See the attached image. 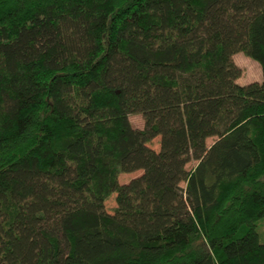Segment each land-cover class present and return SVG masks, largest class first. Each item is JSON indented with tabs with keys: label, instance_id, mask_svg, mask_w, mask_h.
Wrapping results in <instances>:
<instances>
[{
	"label": "trees",
	"instance_id": "1",
	"mask_svg": "<svg viewBox=\"0 0 264 264\" xmlns=\"http://www.w3.org/2000/svg\"><path fill=\"white\" fill-rule=\"evenodd\" d=\"M263 218L264 0H0V264H264Z\"/></svg>",
	"mask_w": 264,
	"mask_h": 264
},
{
	"label": "rangeland",
	"instance_id": "2",
	"mask_svg": "<svg viewBox=\"0 0 264 264\" xmlns=\"http://www.w3.org/2000/svg\"><path fill=\"white\" fill-rule=\"evenodd\" d=\"M234 60L236 64L242 69V75L238 79V83L241 85H246L255 81H262L263 79V71L261 68V65L256 60L248 57L244 53H237L234 56ZM130 120L133 123V125L137 128L143 129L145 127V120L142 115L140 114H133L130 116ZM160 141L161 138L157 137L153 141H151L148 145L154 150H160ZM215 141V138H209L208 139V145L211 146ZM197 161H192L188 164V169L192 170L197 166ZM143 174V171H136L133 173H126L123 174L120 178V181L122 184H127L131 180L140 177ZM182 187L186 188V184L182 183ZM116 207V202L114 198H111L106 203V208L110 213H113L114 208ZM258 232L260 234L261 242L264 243V218L259 221L258 223Z\"/></svg>",
	"mask_w": 264,
	"mask_h": 264
}]
</instances>
